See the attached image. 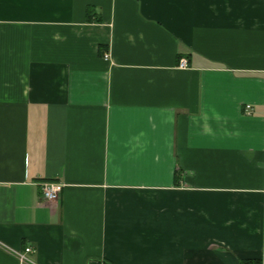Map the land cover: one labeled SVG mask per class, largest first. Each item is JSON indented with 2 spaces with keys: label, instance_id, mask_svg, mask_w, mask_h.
Wrapping results in <instances>:
<instances>
[{
  "label": "crops",
  "instance_id": "1",
  "mask_svg": "<svg viewBox=\"0 0 264 264\" xmlns=\"http://www.w3.org/2000/svg\"><path fill=\"white\" fill-rule=\"evenodd\" d=\"M263 255L264 0H0V264Z\"/></svg>",
  "mask_w": 264,
  "mask_h": 264
},
{
  "label": "built area",
  "instance_id": "2",
  "mask_svg": "<svg viewBox=\"0 0 264 264\" xmlns=\"http://www.w3.org/2000/svg\"><path fill=\"white\" fill-rule=\"evenodd\" d=\"M108 55L105 54V58H107ZM187 67V61L186 60H181L178 64V68L184 69ZM248 110V106L246 108ZM41 193H42V197L45 201H56L60 191H61V185L57 184V183H53V182H43L41 184ZM32 250L29 247H26L24 249V254L26 253H30ZM24 254H17L18 259H20L21 261L25 260V256ZM261 264H264V255L262 256L261 259Z\"/></svg>",
  "mask_w": 264,
  "mask_h": 264
},
{
  "label": "trees",
  "instance_id": "3",
  "mask_svg": "<svg viewBox=\"0 0 264 264\" xmlns=\"http://www.w3.org/2000/svg\"><path fill=\"white\" fill-rule=\"evenodd\" d=\"M244 264H258V262H255V261H245Z\"/></svg>",
  "mask_w": 264,
  "mask_h": 264
}]
</instances>
